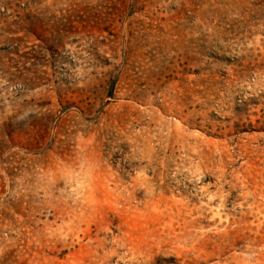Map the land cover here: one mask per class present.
I'll list each match as a JSON object with an SVG mask.
<instances>
[{
	"label": "rangeland",
	"instance_id": "obj_1",
	"mask_svg": "<svg viewBox=\"0 0 264 264\" xmlns=\"http://www.w3.org/2000/svg\"><path fill=\"white\" fill-rule=\"evenodd\" d=\"M0 264H264V0H0Z\"/></svg>",
	"mask_w": 264,
	"mask_h": 264
}]
</instances>
